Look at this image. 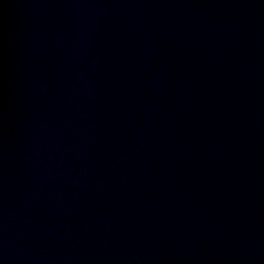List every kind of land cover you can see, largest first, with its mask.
Wrapping results in <instances>:
<instances>
[{
    "label": "water",
    "instance_id": "water-1",
    "mask_svg": "<svg viewBox=\"0 0 264 264\" xmlns=\"http://www.w3.org/2000/svg\"><path fill=\"white\" fill-rule=\"evenodd\" d=\"M0 264H264V0H0Z\"/></svg>",
    "mask_w": 264,
    "mask_h": 264
}]
</instances>
